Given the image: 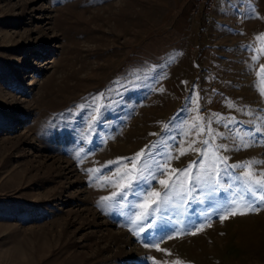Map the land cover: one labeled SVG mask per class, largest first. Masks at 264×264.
<instances>
[{"label": "rangeland", "instance_id": "374dc122", "mask_svg": "<svg viewBox=\"0 0 264 264\" xmlns=\"http://www.w3.org/2000/svg\"><path fill=\"white\" fill-rule=\"evenodd\" d=\"M218 6L204 25L186 0H0V264H264L257 186L214 159L264 175V0ZM146 146L145 179L102 203L129 163L109 162ZM169 157L201 180L140 209Z\"/></svg>", "mask_w": 264, "mask_h": 264}, {"label": "snow or ice", "instance_id": "6c2138e0", "mask_svg": "<svg viewBox=\"0 0 264 264\" xmlns=\"http://www.w3.org/2000/svg\"><path fill=\"white\" fill-rule=\"evenodd\" d=\"M258 51L264 53V48L258 49ZM253 59H258V57H253ZM258 75L264 76V65H261L260 72ZM264 94V92H262ZM197 121L201 120L202 118L197 116L195 118ZM204 129L201 127L200 132H203ZM209 132L212 130L209 128ZM239 134V133H238ZM243 139V137H241ZM203 143L206 145L208 143L207 140L203 141ZM195 144V141L192 142V144L188 145L187 148H181L180 155L186 154L188 151L195 150L197 151L202 157H205L208 155V151L201 150V149H194L193 145ZM243 147H249L250 145L247 142H244ZM148 146H146L145 149H141L140 152H137L132 157H123L118 158L117 161H110L109 163H117L120 164L121 161H128V164H123L122 168L123 171L118 169L112 177H106L105 181L108 183L113 184L115 187H117V191L112 192L109 196L102 197L101 202L106 203L108 201L113 200L116 197H121L122 199H126L125 193L126 190L134 188V186L140 182L141 180L145 179L144 177V168L141 167V162L145 160V156L147 154L146 149ZM222 148H226V145H220ZM176 159L179 158V156L175 157ZM172 159V157L168 158V161H165L164 163H161L159 161H152V165L154 166L156 172L164 175L165 179L158 180V183L162 186L163 191H157L152 190L150 192H147L146 195L143 197V202L140 203L139 208L142 210H148L151 209L153 206L159 205L163 202H166L169 199V196L167 195L169 192L173 191L177 184L179 183L181 187L183 188L184 185L192 184L193 181H199L201 180V174L197 173L195 177L192 175V169L196 166L197 162L193 161L190 162L189 166L184 169H174L171 168V165L169 161ZM215 160L220 161L225 165V168L223 171L227 173V170L229 168H236L238 166H242L245 171L242 173V176L246 179V182L248 180L252 181L254 185L257 187L253 189L252 187H249L248 191L249 194L253 197V200H258L260 202H264V175L257 178L255 172L253 171V165L256 163V161H248L244 163L243 165H228L227 164V157H221V156H214ZM130 165V166H129ZM200 167H203V161L200 162ZM90 171H99L98 169H92ZM216 172V175H219L220 169L219 165H217V168L214 169ZM153 179H155V176H153ZM218 183V181H216ZM186 190V189H185ZM193 191L195 188L192 189ZM248 211H257L259 210L258 207H253L251 204H246L244 206ZM240 209V204L236 200H232L229 202L227 206H225L222 209L223 214L220 215V219L223 220L227 218L228 215H235L238 214ZM146 211H142L139 215H136L135 220L132 221V223H136L137 221H140L144 219L146 215ZM239 214H243L240 212ZM141 232L145 231L143 228L140 229ZM195 234V233H193ZM171 238V237H170ZM145 247H149V244H145ZM152 246L159 248V244H153Z\"/></svg>", "mask_w": 264, "mask_h": 264}, {"label": "built area", "instance_id": "2783aa9c", "mask_svg": "<svg viewBox=\"0 0 264 264\" xmlns=\"http://www.w3.org/2000/svg\"><path fill=\"white\" fill-rule=\"evenodd\" d=\"M216 0H186L188 9L193 15H202L204 25H207L213 19V10Z\"/></svg>", "mask_w": 264, "mask_h": 264}, {"label": "crops", "instance_id": "0c3cea01", "mask_svg": "<svg viewBox=\"0 0 264 264\" xmlns=\"http://www.w3.org/2000/svg\"><path fill=\"white\" fill-rule=\"evenodd\" d=\"M223 1L224 0H216L215 1V7H214V11H213V20L214 21H216V20H219L220 21L219 14H218L220 7L218 5H221V3ZM218 7H219V9H218ZM199 20H201V17L199 18Z\"/></svg>", "mask_w": 264, "mask_h": 264}]
</instances>
